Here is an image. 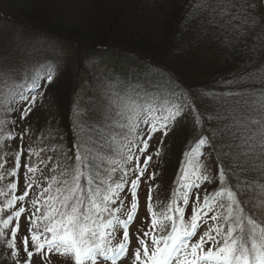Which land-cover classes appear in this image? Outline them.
<instances>
[{"label": "snow or ice", "instance_id": "obj_1", "mask_svg": "<svg viewBox=\"0 0 264 264\" xmlns=\"http://www.w3.org/2000/svg\"><path fill=\"white\" fill-rule=\"evenodd\" d=\"M187 7H195V13L191 18L185 16L189 19L186 29L191 31L198 25L201 39L230 47L233 56L247 54L254 65L264 67V0H199L198 4L188 0ZM57 70L50 61L34 66L25 75L26 83L8 86V93L0 100V112L14 113L8 105L22 103L19 119L24 121L38 98H43V92L38 91L44 86L40 81L52 82ZM13 71L0 65V74L10 78ZM147 72V76L130 80L117 78L121 87L108 97L102 126L92 123L90 116L86 123L84 113L74 107L71 139L58 129H49L42 142H55L40 150L51 155L40 159L39 165L47 169L51 164L52 175L43 176V169L31 163V157L40 152L29 148V162L24 164L25 191L12 195L0 208V212L11 210L6 219L0 218V238L6 236V229L10 232V238L0 239V243H6L13 264H32L34 256L44 261L51 254L71 258L72 264H98V260L100 264H117L122 258L130 264H264V76L260 77L258 93H246L234 101L238 114L228 115L225 108L223 115L213 116L207 107L200 110L198 106L200 100L209 98L207 94L197 96L172 77L165 79L151 69ZM254 78L249 75V79ZM28 89L37 91L34 94ZM189 115L194 126L203 130L184 153L186 160L172 198L159 212L154 210L149 186L150 226L136 235L133 248L129 228L137 217L138 189L152 160L146 155L149 142L157 132L166 136L178 120ZM7 123L6 116L0 118V131ZM205 124L215 127L209 132ZM86 132V136L81 135ZM19 135L22 141L24 134ZM209 144L224 165L217 170L218 175H209L199 160ZM14 155L15 166L7 173L13 177L18 175L23 150ZM3 167L0 163V169ZM37 172L43 183L37 181ZM241 176L247 179L241 182ZM154 178L155 173L146 179ZM209 181L217 188L205 192L201 200L199 189ZM34 186L39 191L28 201L31 210L24 206L14 209L17 202L26 201ZM8 188L15 192L18 183H10ZM126 192L131 195L130 208L121 219ZM194 193L191 215L186 219ZM25 214L29 235L21 241L27 257L21 262L17 235L19 219ZM202 225L207 227L200 233ZM121 230L122 238L114 242Z\"/></svg>", "mask_w": 264, "mask_h": 264}, {"label": "trees", "instance_id": "obj_2", "mask_svg": "<svg viewBox=\"0 0 264 264\" xmlns=\"http://www.w3.org/2000/svg\"><path fill=\"white\" fill-rule=\"evenodd\" d=\"M51 1L0 0V65L14 70L10 78L0 74V100L4 99L8 86L13 82L26 83L25 75L34 66L50 61L58 69L43 98L37 100L40 102L38 108L32 110L24 121L19 119L18 112L22 103L8 105L15 109L14 113L0 112V118L6 116L8 120L7 126L0 131V137L3 138V143L0 144L3 149L0 151V163L4 165L0 169V173L4 175L0 179V191L2 184L10 180L7 173L15 166L16 151L23 150L18 172L25 169L24 164L29 162V148L40 152L42 148L55 142H42L48 136L49 129H58L60 134L71 139L74 130V107L84 113L82 119L87 123L88 107L85 103L89 101L79 102L75 99L86 93L84 75L91 77L96 71L104 70L108 66L106 62L97 64L96 56H101L103 60L107 56L97 53L96 50L101 52L103 49H121L128 56L137 59L135 63L138 66L140 64L146 70L163 74L165 79L174 78L192 94H207L209 98L200 100L198 106L200 110L207 107L213 116L224 113L225 108L229 109L228 115L238 114L240 109L234 101L246 93L259 92L258 86L260 77L264 76V67L254 65L247 54L233 56L230 47L213 43L210 39H201L198 25L193 26L191 31L185 28V24L189 23L185 16L191 18L195 13V7H187L188 0H140L142 4L134 10L133 17L128 14L130 17L125 19L120 14L119 5L111 3V0H78V13L85 15V19L82 15H78L83 17L81 19L68 18L67 15L54 16ZM136 1L139 0L134 2ZM195 3L198 4L199 0H195ZM49 40L58 45H72L75 51L71 58H41L49 47ZM14 41H18L17 48L12 47ZM45 43L48 45L45 46ZM84 51L86 62L82 55ZM125 57L121 56V59ZM249 75L255 78L249 79ZM242 84H254L257 87L249 89L241 87ZM28 91L35 93L37 90ZM52 101L53 107L50 105ZM176 123L180 124L178 127L186 129L178 131L175 125L166 136H161L160 147L157 148L160 150L159 155H156L157 149L154 154V149L146 154L152 156L150 168L153 165L156 169L152 170L151 174L155 173V178L150 183L154 193L152 203H156L154 210L157 212L172 198L176 188L174 182L179 179L178 174L183 166L180 158L185 152L188 139L192 138L191 134L198 137L203 130L201 126H194L191 115ZM189 123L191 124L186 126ZM203 127L211 132L215 125L205 124ZM20 133L24 134L22 142ZM8 134H11L10 138ZM81 135L86 136L87 132ZM26 139L32 143L25 142ZM209 147L212 149L210 144ZM47 155L43 152L39 156L33 155L31 163L39 164V160L46 159ZM211 158V167L217 169L222 164L221 161ZM51 167L49 164L47 169H43L42 165V175H52ZM36 178H41L40 172L36 173ZM118 178L117 174L116 179ZM240 179L243 182L247 177L241 176ZM212 186L217 184L213 181ZM3 215L4 212H0V218ZM5 233L6 236L0 239L9 238L8 233ZM0 264H13L6 243H0Z\"/></svg>", "mask_w": 264, "mask_h": 264}, {"label": "rangeland", "instance_id": "obj_3", "mask_svg": "<svg viewBox=\"0 0 264 264\" xmlns=\"http://www.w3.org/2000/svg\"><path fill=\"white\" fill-rule=\"evenodd\" d=\"M84 1V0H83ZM133 0V2H128V0L125 2L124 0H111V3L113 2L114 4H116L117 6L119 5V10L121 11V16L125 18H129L130 16H128V14L131 15V17H133V12L134 10H137L138 7L142 4V1H136ZM78 0H52L51 3L54 6L53 9V14L54 16L56 15V17L59 16H65L67 15L68 18H78L81 19V17L85 16L83 14L78 13V6L77 3ZM120 2V3H119ZM134 3V4H133ZM78 15H82V16H78ZM82 17V18H83ZM85 19V17H84ZM123 19V20H124ZM49 45L46 44L45 46H49L48 48H46L45 53H43V55L41 56V58H50L51 56L53 57H57V58H62V57H70L73 55L75 49L72 45H58L55 42H53L52 40H49ZM12 47L13 48H17L18 47V41H14L12 43ZM97 53H101V54H106L107 59H102L101 56H96L95 60L97 61V64H101L103 62H106L108 64L107 67L104 68V70H99L96 71L91 77L84 75V89H86V93H84V95H82L81 98L79 99H75L80 101H89L86 102L85 105H87V117H92V123H98V126H102L103 121H102V115L107 111V103H108V97L112 95V93L118 91L121 87V84L118 82L119 78L120 80H130L132 79L133 76L136 77H142V76H146L145 74H143L142 70L138 67V64H136V60L134 59V57L128 56V53H125L123 50L121 49H103L101 52L99 50H96ZM125 53V54H124ZM84 61L86 62L87 60V56L85 55V51L82 52ZM121 56H126L125 59H121ZM74 69V68H73ZM146 74H148V72H146ZM157 79H160L159 76H157ZM51 107H53V101L50 102ZM221 114V113H219ZM224 113H222L221 115H223ZM191 123H189L186 126H189ZM176 127L178 129V131H182L183 129L185 130L186 128H181L178 127L179 125L176 123ZM142 127V126H141ZM144 127V126H143ZM142 127V128H143ZM163 135V132H157L156 134H154L153 138L150 140L149 142V149H148V153H151V150H153V154L155 152V150L160 147V139L161 136ZM195 135V134H194ZM193 134H191V139L189 138L187 141V144L185 146V150L189 151L191 149V147L194 145L196 139L198 137H195ZM198 135V134H197ZM200 135V134H199ZM195 137V138H194ZM147 138V137H145ZM25 139V137H24ZM165 139V138H164ZM163 139V141H164ZM170 139V137H169ZM27 143H32L31 140H27ZM35 143V142H34ZM37 146V145H35ZM206 149L203 148L202 149V156L199 157V160L203 162V164L206 166L207 168V172L209 175H213V174H218L217 170L218 169H222L224 167L223 164H220L219 166H217V169H214L211 167L210 162L212 163L213 160L211 157H213V159L218 160V158L216 157L217 154L215 153V150L213 152L212 149H210L209 145H206ZM211 155V157H210ZM145 157L142 156L141 157V161L140 163H143V159ZM186 160V157H184V159H182V165L184 163V161ZM214 160V161H215ZM152 161V160H151ZM150 161V163H151ZM162 164L164 162V160L162 159ZM150 163L148 165L147 171L145 173V178L142 179L141 181V185L138 189V197H139V207H138V212H137V217L134 219L133 224L130 226L129 228V232H130V237L132 240V247L135 248L137 245V240H136V235L140 234L142 235L143 231L148 230L149 226H150V216L149 213L147 211V197H148V189L149 186L151 185L150 181L147 180V176L151 175L152 170H156L153 165L150 168ZM219 163V162H218ZM38 165L40 168L42 167V165H39L37 163H33ZM155 164V163H154ZM158 165V162L157 164ZM150 168V169H149ZM46 176V175H44ZM131 178H135L134 176ZM37 181H42V178H36ZM178 180H176L174 182V186H177V182ZM212 182L213 181H209L204 183L201 188L199 189V195L201 197V200L203 199V196L205 194V192L211 193L214 189L217 188V186H212ZM45 184V183H44ZM9 183L6 185L5 189L10 190L8 188ZM126 188H130V185H127ZM35 189H32L29 193V195L31 196V194H33ZM19 191L20 194H22L25 191V185L19 187ZM154 193H152V197H153ZM32 198H28L25 202H20V204L18 205V207L20 206H24L26 209L31 210V206L30 203H28V201H30ZM122 199H124V208H123V212L121 214V219L126 218V213L128 212L129 208H130V201H131V195L130 193L126 192L124 196H122ZM171 199V198H170ZM195 201V193L193 194L191 201H190V205L187 207L186 209V219L188 217H190L191 215V203ZM153 202V201H152ZM153 204H156L155 202ZM18 209V208H17ZM7 218V217H6ZM5 218V219H6ZM20 220V231L18 233L17 236H19L22 233H28V228H29V222L26 218V214L22 215ZM211 223V222H209ZM15 222L13 223L12 226H14ZM207 225H202V227L200 228V233H202L205 229H206ZM9 232V230H8ZM10 233V232H9ZM122 238V230L117 232L116 234V240L114 242H118L119 239ZM198 239V237H197ZM207 247V246H206ZM99 261V260H98ZM54 264H72V260L71 258H54L53 259ZM100 262V261H99ZM33 264H40V260L39 262L34 260ZM106 264H111V262H106ZM117 264H130V260L128 259H124L122 258L121 261H118Z\"/></svg>", "mask_w": 264, "mask_h": 264}]
</instances>
